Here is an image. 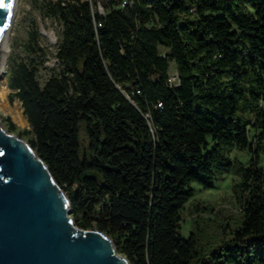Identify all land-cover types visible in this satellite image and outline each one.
<instances>
[{
  "label": "trees",
  "instance_id": "1",
  "mask_svg": "<svg viewBox=\"0 0 264 264\" xmlns=\"http://www.w3.org/2000/svg\"><path fill=\"white\" fill-rule=\"evenodd\" d=\"M121 1L101 2L104 12L98 0L44 1L61 23L62 66L39 80L46 52L31 28L27 57L9 63V97L30 125L17 135L74 222L106 232L131 264H264V0ZM235 146L247 164L230 157ZM232 169L239 215L205 216L213 207L197 203L183 236L191 184Z\"/></svg>",
  "mask_w": 264,
  "mask_h": 264
},
{
  "label": "water",
  "instance_id": "2",
  "mask_svg": "<svg viewBox=\"0 0 264 264\" xmlns=\"http://www.w3.org/2000/svg\"><path fill=\"white\" fill-rule=\"evenodd\" d=\"M11 1L0 0V38ZM0 264H131L106 232L74 222L46 163L1 124Z\"/></svg>",
  "mask_w": 264,
  "mask_h": 264
},
{
  "label": "rangeland",
  "instance_id": "3",
  "mask_svg": "<svg viewBox=\"0 0 264 264\" xmlns=\"http://www.w3.org/2000/svg\"><path fill=\"white\" fill-rule=\"evenodd\" d=\"M46 0H15L14 9L11 14V22L7 32V55L5 69L0 74V88L3 86L4 81L8 89L6 90V101L10 108L18 111L25 119L23 122L16 121L11 113L6 110L0 104V123L6 128L8 119L12 120L15 125V130H9L15 134L19 133V130L30 127L25 114L21 101L18 97H9L11 88L8 85V72L9 63L13 57L24 58L28 54L27 42L29 40L30 29L35 27L37 29V38L41 45L45 48V60L43 65L38 69L37 75L40 81H43L50 73L57 71L62 65L59 64L55 55L57 42L60 37L61 23L54 17L45 12L43 3ZM105 0H98V9L100 12L106 11L107 7H104L101 2ZM120 5V3H119ZM158 51L163 54L169 51V47L162 44H158ZM168 79L171 83H177L178 81V70L173 58L168 59L167 65ZM3 79V80H2ZM2 85V86H1ZM130 85V83H127ZM1 103V98H0ZM259 129L249 126V138L253 139L257 135ZM81 132L83 129L81 128ZM82 135H84L82 133ZM26 139L27 135L21 136ZM264 141V138H263ZM230 157L238 159L242 164H247L251 159V153L247 147L235 146L229 152ZM258 164L264 169V154H260ZM240 174L232 169L218 175L214 178L213 185L211 187H203L197 182H193L192 196L184 203L180 212V232L183 236H187L191 229V217L194 216L195 204L200 203L207 204L213 207L212 212H204L205 216L219 215H233L238 216L241 212V207L235 199L232 185L234 182L240 179ZM62 188V187H61ZM64 191V189H62ZM65 192V191H64Z\"/></svg>",
  "mask_w": 264,
  "mask_h": 264
},
{
  "label": "bare ground",
  "instance_id": "4",
  "mask_svg": "<svg viewBox=\"0 0 264 264\" xmlns=\"http://www.w3.org/2000/svg\"><path fill=\"white\" fill-rule=\"evenodd\" d=\"M14 1H11V8H10V13L8 15V20L6 22V26H5V30L4 33L2 35V37L0 38V74L3 73L4 69H5V62H6V53H7V49H8V44H7V32L9 29V25L11 22V14L13 13V9H14ZM3 80V79H2ZM2 86V85H1ZM8 89L6 82L4 81L3 86L0 88V98H1V107L3 106L6 110H8L11 115L13 116L14 119H16V121H20L23 122L25 119L22 117V115L16 111L15 109H12L9 107V105L7 104L6 101V90ZM1 124V123H0ZM1 128L4 129V127L1 124Z\"/></svg>",
  "mask_w": 264,
  "mask_h": 264
},
{
  "label": "built area",
  "instance_id": "5",
  "mask_svg": "<svg viewBox=\"0 0 264 264\" xmlns=\"http://www.w3.org/2000/svg\"><path fill=\"white\" fill-rule=\"evenodd\" d=\"M126 1H130V0H122L121 2H120V5H124V2H126ZM169 80V79H168ZM170 82V81H169ZM171 83V82H170Z\"/></svg>",
  "mask_w": 264,
  "mask_h": 264
}]
</instances>
